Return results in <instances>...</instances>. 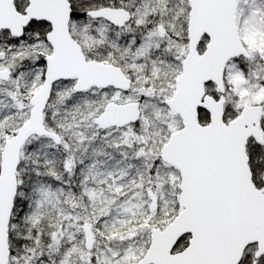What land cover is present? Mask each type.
<instances>
[{"label": "snow or ice", "instance_id": "obj_1", "mask_svg": "<svg viewBox=\"0 0 264 264\" xmlns=\"http://www.w3.org/2000/svg\"><path fill=\"white\" fill-rule=\"evenodd\" d=\"M0 264H264V0H0Z\"/></svg>", "mask_w": 264, "mask_h": 264}]
</instances>
